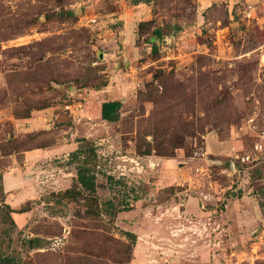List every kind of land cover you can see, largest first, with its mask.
Segmentation results:
<instances>
[{"label":"rangeland","instance_id":"1","mask_svg":"<svg viewBox=\"0 0 264 264\" xmlns=\"http://www.w3.org/2000/svg\"><path fill=\"white\" fill-rule=\"evenodd\" d=\"M0 254L264 264V0H0Z\"/></svg>","mask_w":264,"mask_h":264},{"label":"trees","instance_id":"2","mask_svg":"<svg viewBox=\"0 0 264 264\" xmlns=\"http://www.w3.org/2000/svg\"><path fill=\"white\" fill-rule=\"evenodd\" d=\"M157 37H160V32H155ZM152 53L157 54L158 48L157 46H153ZM104 87L107 84H103ZM121 102L116 100H111L105 102L101 108V118L103 121L108 123H116L119 121ZM83 142V141H82ZM94 148L90 146H80V148L72 154V159L79 160L80 157H84L85 154H89L85 158V161L77 168V184L74 188L68 190L65 194L66 197L71 198L74 202L82 201L84 205L89 207H93L97 205V191H96V178L93 175L91 168L89 167L90 162L87 159H90L94 155ZM107 205V204H106ZM123 211V210H122ZM121 211V212H122ZM17 213V212H11ZM22 213V212H20ZM105 213L108 217H112L113 219L117 217L120 213L119 211H111L106 209ZM123 235L131 242V247L135 246L137 242V236L131 232H122ZM0 264H17V260L12 256L6 254H0Z\"/></svg>","mask_w":264,"mask_h":264}]
</instances>
